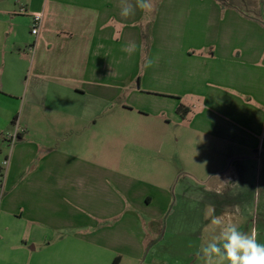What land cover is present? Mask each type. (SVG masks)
Returning a JSON list of instances; mask_svg holds the SVG:
<instances>
[{"label":"crops","instance_id":"0c3cea01","mask_svg":"<svg viewBox=\"0 0 264 264\" xmlns=\"http://www.w3.org/2000/svg\"><path fill=\"white\" fill-rule=\"evenodd\" d=\"M180 1L153 0L157 10L151 12L154 23L150 38L146 40L143 21L147 13L136 9L135 15L121 17V7L128 6V2L123 3L122 0H0V165L4 150L8 151L10 147L8 138L18 126L22 132L17 143L12 144L9 173L25 172L31 168L30 179L38 183H55L53 187L56 188L53 196L49 197L27 198L24 193L23 201L10 195L9 209L5 208V214L0 219V264H32V250L46 248V252L52 245V240L43 238L49 235L48 228H53L65 239L63 232H60V229H65L62 228L64 225L87 228L92 247L99 249L101 256L107 255L105 264H112L117 256L121 257L120 264H123L124 255L128 256L132 250L131 258L138 260L147 244L148 225L160 216V203L170 199L167 186L155 183L149 189L151 183H147L145 177L137 178L135 169L138 165L135 166V163H131L130 168L126 166L120 169L125 179H107L106 176L101 179L102 174L95 171L93 176L91 170L84 174L76 172L80 170L82 162L89 161V164L95 165L98 160L93 162L82 158L76 165L66 160L68 166L64 167V155L60 149L54 154L58 160L56 172L48 174L47 179L36 176L41 167L47 171L50 166V162H43L46 157L41 154V157L37 156L40 153L35 148L38 143L32 138L33 132L38 134L45 125L64 133L55 137L57 145L59 140L64 141L66 133L75 138V133L80 130L84 131V135L90 134L95 143L101 139L112 140L113 136L119 135L122 140L132 142H140L141 138L148 137L158 145L160 136L156 133L149 135L159 127L155 121H152L147 135L134 128L131 129L133 133H126V126L112 130L116 126L117 116L114 112L125 108L118 102L121 94L132 88L134 77L141 73L139 89L142 92L176 94L181 98L188 96V93L201 94L203 111H207L209 116L203 123H215L222 119L225 129H231V125L234 128V123L208 110L216 106L219 109L224 100L219 93L226 88L236 87L238 82L246 91H255L259 88L258 82L264 83V12L256 3L243 9L248 12L245 15L242 7L231 4L234 1L182 0L193 7L197 6L194 21L196 16L198 24L216 28L211 35L206 33L201 37H195L193 32L190 36L179 35L173 28L181 24ZM130 2L135 4L134 0ZM147 2L151 3L152 0ZM36 13L43 15L37 35L32 33ZM189 18V15L184 17L186 22ZM147 45V58L153 62V66L142 71L139 68L135 75L128 65L133 59L139 62L142 53L144 55L142 49ZM199 52L203 54L199 55ZM194 67L201 68V71L195 72ZM258 96L262 97L264 93ZM180 97L175 98L176 109ZM244 107L250 119L251 106L245 104ZM140 117L148 118L150 114ZM165 122L168 123L167 119ZM248 122L250 125V120ZM257 131L260 133L259 129ZM228 132L225 133L228 139L220 134L214 135L233 141ZM206 134L211 135L208 131ZM244 135L249 142V133L244 130ZM109 148L103 149V152H110ZM46 151L50 152L48 148ZM71 156L78 157V154L72 153ZM34 159L37 164L29 166ZM101 162L100 168L107 169L108 163L103 155ZM121 162L117 156V166ZM66 167L68 174H65ZM89 177L91 182L87 184L84 180ZM54 179L56 182H52ZM107 183H113L114 187L107 186ZM101 185L103 188L107 186L106 193L98 189ZM61 188H64L63 191ZM108 193L111 196L101 197ZM198 198V205L195 204L198 217L194 215L192 220H188L191 223L196 220L200 228L198 224L205 217L206 201ZM192 201L194 199L179 192L167 214L168 219L177 212L179 204L187 202L193 205ZM26 202L36 204L38 212L32 213L35 209L32 205L31 209L24 211L23 204ZM72 202L74 206L68 207ZM100 202L104 207L98 206ZM47 203L58 205L57 217L48 214ZM62 205L67 207L72 218L60 217ZM143 214L146 218L142 217ZM112 215L122 216L125 221V229L122 224L116 234L108 231L111 229L108 224H105L107 227L101 224ZM14 220H18V228ZM81 251L90 252V248L82 247ZM90 255L98 258L99 254Z\"/></svg>","mask_w":264,"mask_h":264},{"label":"rangeland","instance_id":"374dc122","mask_svg":"<svg viewBox=\"0 0 264 264\" xmlns=\"http://www.w3.org/2000/svg\"><path fill=\"white\" fill-rule=\"evenodd\" d=\"M232 1L234 2L231 4L242 7L241 11L245 15L247 11L243 9L254 3L261 6L264 12V0H229V2ZM128 3H131L130 0H128ZM179 4L182 14L181 24L178 23L177 28H173L177 30L179 35L187 34V36H190L193 32L195 37H201L206 33L212 34L216 27L207 28L202 24H198L196 16L194 21L197 6L193 7L191 3H185L182 0ZM197 5L199 4L197 3ZM155 10H157V6L153 11ZM185 15L190 16L188 22L184 19ZM144 20L143 23L146 29L143 30V36L146 40H149L154 23L151 13H147ZM202 30H204L203 33H201ZM142 51L144 55L142 53L139 62L138 59H133L128 65L134 70L135 75H137L139 68L142 71V69L153 66V62L147 58L149 45ZM198 54L202 55L203 53L199 52ZM211 55L212 53L209 54V56ZM149 62L151 64L147 66ZM194 69L195 72L201 71V68L194 67ZM140 74L134 77L132 88L127 92L124 91L118 100L125 108H121L119 112H114L117 117L115 119L116 126L112 130L117 131L120 126H126L128 127L126 133H133L131 129L134 128V130L137 129L139 132H143V135H147L152 121H155L159 127L157 131L153 129L154 132L149 133V135H155L156 133L157 136H160L158 145H155L153 140L148 139V137L142 139V136H140V142L137 140L132 142V140H122L119 135L113 136L112 140L101 139L95 143L92 141L90 134L84 135V131L81 130L75 133V138H72L70 133H66L64 141L59 140V145H57L55 137L58 138V134L64 135V133L52 129L50 125H45L43 131L38 132V134L33 132L32 138L38 143L35 148L40 153L37 156L41 157L43 155L46 157L43 162H50V166L47 167V171H43L41 167L36 176L46 177L47 179L48 174L56 172L58 160L54 154L56 150L60 149V153L64 155V167L68 166L66 160L74 165L78 164L77 161H81L82 158L90 159L93 162L98 160L95 165L89 164V161L82 162L80 170H76L77 174H84L91 170L93 172L91 173L92 176L96 174L95 172L102 174L101 179H104L105 176L107 179L113 178L115 180L118 177L125 179L124 174H120V169L126 168V166L130 168L135 163V166L138 165L135 169L138 174L137 178L145 177V181L151 183L149 189L155 183H162L163 187L167 186L170 199L166 203L165 201L160 203L158 207L161 209L160 216L152 221V228H150L151 225H148L147 244L141 251L140 258L138 260L131 258L132 250L128 256L124 255L123 264H203V261L197 258L196 252L201 246H206L218 231L211 223L213 217H223L225 222L236 223L242 231L249 235L255 232L258 242L264 243V134H262L264 130V96H258L264 93V90H262L264 83L262 81L258 82L259 88L255 91H246L242 89V84L238 82L239 86H233L232 89L230 87L226 88L219 93L221 98L224 96L220 108L218 109L216 106V108H211L208 111L211 110L216 116L234 123L235 129L232 127L233 125H231V129H225V123L222 119L215 123H203V121H206L204 119L209 116L207 111H203L201 94L191 93L189 95L188 93V96L185 95L182 98L169 93H167L168 95L163 93L148 94V92H142L139 89V81L142 77ZM175 96L181 98L179 105L183 104L184 115L174 106ZM245 104L251 106L250 119H248L249 112L244 109ZM110 114L112 113L110 112ZM149 114L150 117L148 118L140 117L141 115L149 116ZM159 115L161 117H158ZM166 119L170 124L165 122ZM248 120H250V125ZM237 122L243 124L239 125ZM121 128L125 130L124 127ZM206 130L211 135H207ZM244 130L250 135L248 136L250 137L249 142L246 139L247 136L244 135ZM21 132L22 130L17 126L10 134V138H8L10 147H8V151L4 150L5 153L0 165V219L5 214V208L9 209L7 206H10V203H8L10 195L18 197V201H23L25 200L24 193L27 198L31 196L39 198L53 196L52 193L56 190L53 187L55 183H42L40 181L38 183L37 180L30 179L31 168L26 169L25 172L9 173L12 144L17 143L16 141L19 140ZM226 132L229 133L233 141L224 140L222 137L219 138L214 135L220 134V136L225 137ZM261 139L262 143H260ZM108 147H110V152H103V149L105 150ZM47 148L50 150L49 153L46 151ZM6 153H8L7 157L5 156ZM72 153L78 154V157L71 156ZM102 155L108 163V166L106 165L107 169L100 168L102 166ZM117 156L122 161L120 166L115 163ZM239 156L243 157L238 159ZM125 160L129 162H125L127 163L125 164ZM36 162L34 159L29 166L37 164ZM230 164L232 167H230ZM68 172V167H66L65 174H68ZM52 182H56V180L54 179ZM84 182L90 184L91 178L89 177ZM107 184H109L107 186L114 187L113 183ZM93 185H97V183H93ZM107 186L103 188L101 185L98 189H103V193H106ZM30 187H32V190H30ZM61 189L63 191L64 188ZM43 190L44 194L42 193ZM179 192H183L194 199L192 201L193 205L187 202L179 204L177 212L168 219L167 214L174 205ZM108 196H111V194L101 195L103 198ZM198 196L206 201V214L203 217V222L198 224L200 228L197 227L196 220H193L192 223L188 220H192L194 215L198 217V209L195 206L199 199ZM20 197H23V199H20ZM27 203L23 204L24 211L26 208L31 209V205L33 208L37 207L34 203L29 202L31 205ZM45 206L50 216L53 214L54 217H57L55 214H57L58 205H54L56 208L49 203ZM71 206H74L73 202L70 206L68 205V207ZM98 206L100 208L104 207L101 202ZM64 207L62 205L60 208V217L72 218L70 211L67 210V207ZM37 212V208L32 211L35 214ZM17 214H20V212ZM142 217L146 218V215L143 214ZM18 220H14V225L17 228L19 227ZM7 221L10 223L9 219ZM101 222L105 227H107L105 224H108V227H111L108 231L112 230L114 234L122 224L123 229H125V221L122 220V216L112 215L111 218ZM63 227L65 229H60V232H63L65 239L60 237L61 235L59 236L53 228H48L49 235L47 237L43 236V238H46L47 241L52 240V245L46 252V248L32 250L31 253L34 255L32 264L107 263V255L101 256V251L92 247L87 228L80 226L71 228L66 225ZM199 231H201V234H199ZM29 244H31V241H29ZM82 247L90 248V252L81 251ZM40 249H43V251ZM90 253L99 254L98 258L92 257Z\"/></svg>","mask_w":264,"mask_h":264},{"label":"clouds","instance_id":"9594fccd","mask_svg":"<svg viewBox=\"0 0 264 264\" xmlns=\"http://www.w3.org/2000/svg\"><path fill=\"white\" fill-rule=\"evenodd\" d=\"M122 2L127 3L128 0ZM154 7L153 0L151 3L135 0V4L128 3L127 7H121L119 14L127 18L135 15L136 9L151 13ZM211 223L218 229L217 233L196 252L203 264H264V243L258 242L255 232L249 235L236 223L225 222L223 217H213Z\"/></svg>","mask_w":264,"mask_h":264},{"label":"built area","instance_id":"2783aa9c","mask_svg":"<svg viewBox=\"0 0 264 264\" xmlns=\"http://www.w3.org/2000/svg\"><path fill=\"white\" fill-rule=\"evenodd\" d=\"M42 21H43L42 13H36L34 15V22H33V28H32V33L33 34L37 35L39 33ZM14 139H15V137H14Z\"/></svg>","mask_w":264,"mask_h":264},{"label":"trees","instance_id":"16d2710c","mask_svg":"<svg viewBox=\"0 0 264 264\" xmlns=\"http://www.w3.org/2000/svg\"><path fill=\"white\" fill-rule=\"evenodd\" d=\"M229 3H231V2H229ZM183 109H184L183 104L179 105L178 110H179L180 113H182V115H184L183 113H185V112H183ZM120 261H121V257L117 256L114 259V261L112 262V264H120Z\"/></svg>","mask_w":264,"mask_h":264}]
</instances>
